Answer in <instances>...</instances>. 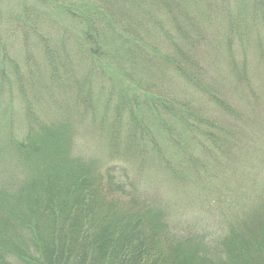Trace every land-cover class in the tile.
Segmentation results:
<instances>
[{
    "label": "rangeland",
    "instance_id": "1",
    "mask_svg": "<svg viewBox=\"0 0 264 264\" xmlns=\"http://www.w3.org/2000/svg\"><path fill=\"white\" fill-rule=\"evenodd\" d=\"M87 5L93 8L85 12L81 24L82 19L74 18L68 9L77 11ZM101 11L114 16L108 21L110 25L115 23L110 26L113 31L126 35L131 31L148 32L151 41L161 36L156 40L160 50L167 56L176 53L180 63L184 60L181 51L189 52L191 45L178 39L183 46L178 51L168 44L163 30L198 39L200 47L195 53L201 68L193 83H181L175 64L163 63L162 58L158 65L163 63L166 71L159 75L161 79L156 73L153 86L148 82L150 91L163 97L158 122L150 120L161 133L148 147L157 153L160 146L165 157L178 162L182 179L164 173L159 166L164 161L160 152V157L148 155L139 161L140 168L126 165L123 183L128 184L116 190L123 201L133 196L149 202L166 220L167 231L151 240L156 260L186 264L181 251L175 255L167 251L169 241L174 246H185L184 241H189L191 247L200 249L199 253L207 248L215 260L226 258L233 244L226 241L229 246L224 249L219 241L233 231L241 233L247 222L264 216V0H0V193L16 195L28 177L39 178L34 182L40 206L36 219L52 227H60L56 217L63 209L94 212L101 219L110 218V213L115 215L120 207L124 217L134 209L114 203L115 196L102 191L93 192L85 204L81 203L82 192H76L74 200L81 205L72 207L70 190L41 192L39 185L41 178H50L51 171L59 169L71 155L76 162L81 159L85 165H95L104 174L102 185L114 190L105 182V169L113 160L107 131L98 129L90 111L80 112L88 106L86 102L107 99L109 90L104 83L109 88L113 85L89 68V60L78 44L84 43V35H91L98 38L92 41L102 46L105 36L101 32H107L109 25L96 20ZM107 34L111 35L109 31ZM111 40L110 44L117 46L118 41ZM89 41L86 46L95 48ZM87 80L90 93L85 92ZM86 93H92L91 100ZM179 115L181 119L187 117L189 124L183 123V127ZM62 121L70 128V151L66 140L64 144L60 141L61 150L53 152L50 147L47 150L44 140L34 138V147L19 152L18 142L33 138L43 126ZM169 123L173 129H169ZM168 133L172 137L168 138ZM229 142L234 145L231 151ZM175 148L185 150L186 158L178 161ZM72 210L68 212L74 213ZM122 224L112 236L114 241L132 239L137 224L134 220ZM100 234L84 236L83 244L89 246Z\"/></svg>",
    "mask_w": 264,
    "mask_h": 264
},
{
    "label": "trees",
    "instance_id": "2",
    "mask_svg": "<svg viewBox=\"0 0 264 264\" xmlns=\"http://www.w3.org/2000/svg\"><path fill=\"white\" fill-rule=\"evenodd\" d=\"M90 6H84V8L77 9V11L71 8L68 11L74 13V18L80 20L86 16V11L92 10L93 7L91 8ZM92 12L95 13L94 11ZM94 16L91 18L93 21ZM111 16H107L101 11L99 17H96L97 21L100 20L101 23L104 22L105 25H109L108 31L111 34L108 35V31L101 32V36H105L103 37L104 40L101 41V47L99 43L96 44L92 41L98 38L96 39L91 35H84V43L80 42V44L78 42V44L82 47L83 57L86 56L89 60V68L96 72L102 81L113 82L111 89L108 84L104 83L109 90L106 100L102 98L94 102V104L86 102L88 106L80 109V112L87 114L90 111L94 116V122L98 129L107 131L106 140L113 160L105 169L107 174V181L105 182L107 186L113 187L114 190L102 185V176L104 174H100L95 165H85L80 162L81 159L76 162L71 155H69V159H64L61 162L59 169L56 168L54 170L55 168L51 165L54 168L51 171V177L41 178L39 185L41 192H47V190L50 192L52 189H58L56 193L59 194L70 190V193L68 192L71 194L69 202L72 207L79 208L81 203L90 202L89 197L92 196L93 192L102 191L104 194L115 196L113 198L115 200L114 203L119 202L134 209L129 211V216L124 217V214L122 215V212H124L123 208L120 207L115 215L110 213V218L104 216L102 219L99 214L94 212H77L75 208L63 209L57 212L58 215L56 217L58 221H61L60 227H52L53 225L43 224L40 220L38 221V218L36 219V215L40 212V206L37 202L38 194L34 182H38L39 178L28 177L23 186L19 188L20 192L18 194L11 195L3 191L0 193V264H171L169 259L168 261L156 260L157 258L154 256L156 247L152 245L153 243L151 244L153 236L167 231L166 227H164L167 222H165V219L163 221L159 209H152L148 205L149 202L140 201V199H136L133 196L126 197L129 199L127 202L123 201V195H120L121 192L116 190V188L119 187L120 189L123 188L122 185L126 186L128 184L126 182V184L123 183V178L128 171L126 165L140 168L139 161L141 163L142 159L149 158L148 155L154 157L157 154L160 157V152L164 155V161L162 162L163 165L159 164V166L164 173L166 175L170 174L179 180L182 179L184 174L178 170V162L174 163L168 157H165L162 147L157 146V153L148 147L153 137L161 133L157 130L159 128L151 125L150 120L154 119L158 122L162 107L161 100L163 98L162 94L159 95L150 91L148 82L151 83L156 73L159 76L165 72L166 69L162 64L170 62L177 67L175 72L178 73L181 83L186 81L193 83L196 71L201 68L195 53L196 48L200 46H197L198 39L194 37L187 38L185 35L187 33L181 35L178 31V34H175L164 29L163 34L167 36L168 44L178 51L183 48V46H179L178 39L185 44L189 43L191 45L192 49L188 48L190 49L189 52L186 49L181 51L184 60L180 63L176 58L178 56L176 53L172 56H167L160 50L156 40L158 41L161 36L157 35V39L151 41L148 37V32L133 33L131 31L130 33L127 29L130 34L126 35L120 31H115V29L113 31L110 26L115 25V23L112 25L108 23L114 17ZM83 20L84 18L81 20V24H83ZM91 25L90 22L87 23V26L92 28ZM124 26L126 27V23ZM120 27L122 26L120 25ZM78 39L80 41L81 38ZM111 39L118 41L117 46L110 44L112 42ZM89 40H91V44L96 45L95 48L86 46L87 42H90ZM99 40H102L101 37ZM159 58H162L163 63L161 65H158ZM123 65H126L129 69L126 66L120 67ZM89 73L90 75L92 74L91 71ZM88 80L85 85V92L89 91L90 93L92 89H88L90 86ZM131 80L135 81V83L131 82ZM153 85L151 83V86ZM86 94L87 99H90L92 93L90 95ZM143 118L148 120L147 123L144 122ZM183 118L181 119L180 115L178 116L179 123L182 122L180 124L185 127L183 123L189 124V121L187 117L183 116ZM32 119L33 117L30 118L31 121ZM97 120L100 121L96 122ZM76 122L79 123L77 120ZM63 123L62 121L55 124V126L53 124L43 126L38 133H35L36 135L33 138L30 136L26 141L18 142L19 144L16 143L18 144L19 152L22 149L24 153L27 151V147H34V145H31L34 138L36 140H44L48 146L47 150L50 147V151L53 152L61 150V143L64 144L66 140V145L69 146L70 151L73 148L71 132L69 125L65 126ZM162 125H165V122ZM167 126H169V129H173L172 123ZM161 129L162 132L167 131L164 128ZM49 136L53 137L50 140V145ZM170 137L172 135L168 133V138ZM229 144L231 145V151L234 145L232 142H229ZM173 151L176 152L175 156H177L178 161L186 158L185 150L175 148ZM128 186L131 187L130 185ZM76 192H82L81 200L83 202L78 204L75 202L74 195ZM68 210H72L74 213H70ZM88 216L92 218L88 219ZM34 220L35 224H33ZM124 220H134L137 224L134 227L136 230L132 239L122 242L114 241L112 236H116L117 232L122 229ZM103 221L107 222L106 225L102 223ZM23 228L25 230L24 233L22 232ZM243 228L245 230L241 231V233L233 231L226 235L224 240L219 241L220 246L224 249L229 246L226 241H230L233 244L232 247H229L226 258L215 260L212 254L208 253L207 248L202 249V252L199 253L200 249H197L198 247L195 245L191 247L189 241H184L186 243L185 246H182L181 243H177L174 246L169 241L167 251L173 255L181 251V254L185 256L186 264H264V258H261V256H264V216L261 219L259 217L253 218ZM95 233H101L97 237V239H100L94 240L89 246L84 245V236L92 238ZM243 233L246 236H243ZM191 236L190 234L186 240H189Z\"/></svg>",
    "mask_w": 264,
    "mask_h": 264
}]
</instances>
